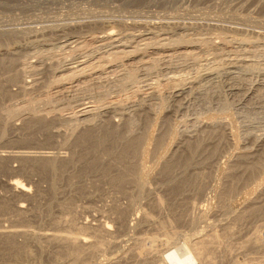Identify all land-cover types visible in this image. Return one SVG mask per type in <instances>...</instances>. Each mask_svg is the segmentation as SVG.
<instances>
[{"label": "rangeland", "instance_id": "obj_1", "mask_svg": "<svg viewBox=\"0 0 264 264\" xmlns=\"http://www.w3.org/2000/svg\"><path fill=\"white\" fill-rule=\"evenodd\" d=\"M221 49L264 73V0H0V264H155V250L185 242L205 247L206 264H264L263 111L242 113L245 92L225 91L224 111L169 97L226 65L212 61ZM259 71L253 98L264 94ZM88 97L95 110L79 112ZM132 101V112L101 108ZM107 130L120 136L85 139ZM38 150L56 174L32 165ZM12 177L27 195L13 194ZM4 233L29 256L15 258Z\"/></svg>", "mask_w": 264, "mask_h": 264}, {"label": "bare ground", "instance_id": "obj_2", "mask_svg": "<svg viewBox=\"0 0 264 264\" xmlns=\"http://www.w3.org/2000/svg\"><path fill=\"white\" fill-rule=\"evenodd\" d=\"M243 2H245V1H243ZM242 2V3H243ZM247 2V1H246ZM255 2V1H254ZM248 3V2H247ZM250 3H252L251 1H250ZM256 3V2H255ZM254 3V4H255ZM259 3V2H258ZM244 4V3H243ZM246 4V3H245ZM249 4V3H248ZM239 5V4H238ZM241 5V4H240ZM260 5V4H259ZM248 6V5H247ZM240 7V6H239ZM243 7H245V6H243ZM254 7H255V5H254ZM257 7V6H256ZM246 8V7H245ZM244 8V9H245ZM253 8V7H252ZM249 10V9H248ZM251 10H253V9H251ZM227 12V11H226ZM240 16V15H239ZM242 18V17H241ZM240 18V19H241ZM140 30V29H139ZM115 30H113V28H108V30H107V36H112L113 35V33H116V32H114ZM192 42V41H191ZM223 49H221V51L220 50H216V51H214V52H212V61H214L215 59L217 60L218 59V57H220V56H223V58L226 60V65H221V66H224V67H219V68H213V69H206V70H204V71H202L198 76H195V77H193V78H190V79H188L184 84H177V85H174L173 87H171L170 88V91H169V97L171 96V97H173V99H177L178 100V98H183V96H187V97H190L191 99H193V100H198V101H200V102H202V103H205V105L207 104V103H210V102H215V103H217V105H219V107H221L222 109H223V111H224V109L225 108H228L229 107V103H230V99L229 98H226L228 95H229V93H230V95H232V97L236 100V98H238L240 101H241V99L243 98H241V95H242V93L243 92H245L244 93V98H245V100H243L242 99V106L239 104V101H238V106H241L242 108V113H244V111H245V113H252V112H255V113H259L260 111H263L262 113H264V94L263 95H261V96H259V97H256V96H254L255 98H258V99H256L255 100V98H253V93L254 92H256L255 91V89H256V86H255V82L253 83V82H251L250 81V83L252 84H254V86H250V87H247L248 85L247 84H250V83H248V80H250V78L249 77H251V75H255V74H253L254 72H256V71H259L258 70V67H255V65L254 64H252V63H249V61H248V59L246 58V55L244 56V54H241V53H236L235 51L234 52H232L231 50L230 51H222ZM236 50V49H235ZM246 54V53H245ZM210 55V54H209ZM211 57V56H210ZM222 58V59H223ZM205 60H209L210 58L209 57H207V56H205V58H204ZM211 60V59H210ZM220 60H221V57H220ZM179 61V60H178ZM165 64V63H164ZM163 65V64H162ZM177 65V64H176ZM186 65H188V64H186ZM161 66V65H160ZM162 67V66H161ZM161 67H160V69H161ZM174 68V66L172 65V64H170V66H167V65H164V67L162 68V70H169L170 68ZM70 69V68H69ZM260 69V68H259ZM176 70V69H175ZM263 70H264V67H263ZM262 70V71H263ZM168 72V71H167ZM260 72V71H259ZM262 72H260V74H261ZM222 74H224L225 75V79L223 80L221 77V80L222 81H218V79H217V77L218 76H222ZM259 74V73H258ZM263 75H264V73H262ZM146 75V74H145ZM147 76V75H146ZM194 76V75H193ZM257 76V75H256ZM261 76V75H260ZM191 77V76H190ZM254 77V76H253ZM259 77V76H258ZM263 77V76H262ZM146 78V77H145ZM257 78V77H256ZM261 78V77H260ZM264 78V77H263ZM255 80H257V79H255ZM263 80V79H262ZM176 81V80H175ZM252 81H253V79H252ZM257 83V82H256ZM259 83V82H258ZM172 85V84H171ZM247 85V86H246ZM260 85L262 86V87H264V80L262 81V83H260ZM115 87H123V84H122V82H119V83H116L115 84ZM157 87V86H156ZM257 87H259V85L257 86ZM152 89H154V88H152ZM246 89V90H245ZM262 89H264V88H262ZM257 90H259V89H257ZM228 93V95H226L225 93L226 92ZM124 92H125V90H124ZM259 92V91H258ZM258 92H257V94H258ZM152 93V92H151ZM166 93V92H165ZM255 94V93H254ZM259 94H260V92H259ZM152 96H154V95H152ZM81 97V96H80ZM80 97H79V99H80ZM83 97V96H82ZM87 97V96H86ZM91 97V96H90ZM156 98H157V96H155ZM170 97V98H171ZM76 98H78V96H76ZM92 98V97H91ZM152 98H154V97H152ZM158 98H160V96L158 97ZM252 98H253V100H252ZM79 99H74V100H76V101H79V103L77 102V103H75V106L76 107H78L79 109H78V111L80 110V111H86V112H88L87 110H91V109H94L95 110V107H96V105H95V101L96 100H92V99H89V97H88V101H83V100H81L82 102H80V100ZM82 99V98H81ZM232 99V98H231ZM176 100V101H177ZM145 101H148V100H145ZM150 101H151V99H150ZM171 101V100H170ZM175 101V100H174ZM234 101V100H233ZM237 101H235L234 103H236ZM252 101H255V102H252ZM134 102H136V101H132L130 104H127V107H124V108H121V107H117V106H114L112 103H110V104H107V105H104V106H102L101 108H102V110H104V111H114V110H125V111H131V110H137V109H139V108H135L134 109V107L137 105H140V104H138L137 102L136 103H134ZM149 102V101H148ZM142 103V102H141ZM212 103V104H213ZM146 104V103H145ZM142 105V104H141ZM144 105V104H143ZM132 106H134L133 108H131ZM136 106V107H137ZM99 108V107H98ZM141 108V107H140ZM98 110V109H97ZM99 110H100V108H99ZM118 110V111H119ZM220 110V109H219ZM244 110V111H243ZM77 111V112H78ZM79 111V112H80ZM141 111V110H140ZM229 111V110H228ZM132 112V111H131ZM90 113V112H89ZM88 113V114H89ZM99 113H100V111H99ZM109 113V112H108ZM121 113V112H120ZM244 113V114H245ZM261 113V112H260ZM103 114V113H102ZM110 114V113H109ZM123 114V113H122ZM84 115V114H83ZM82 120H88L87 119V117H84V118H82ZM84 122V121H83ZM204 123V122H203ZM29 124H31V123H29ZM45 124V123H44ZM48 124V123H47ZM129 124V123H128ZM249 124V123H248ZM253 124H255V123H253ZM260 124V123H259ZM258 124V125H259ZM28 125V124H27ZM36 125V124H35ZM261 125H263V124H261ZM44 126V125H43ZM45 126H47V125H45ZM251 126V125H250ZM45 128V127H44ZM130 128V127H129ZM107 129V128H106ZM258 129V128H257ZM115 130V129H114ZM145 130V129H144ZM106 131V130H105ZM128 132V131H127ZM153 132V131H152ZM99 133V132H98ZM92 134V133H91ZM120 133H118V132H115V131H108L107 130V132H103V133H99V134H96V135H94V136H91L90 134H89V136H91V138L88 136V133H86V136H88V137H85V139L87 140V138H89L93 143H94V147H98L100 144H102V143H105L108 139H110V138H117L118 136H120L119 135ZM152 135V134H151ZM150 136V135H149ZM34 137V136H33ZM147 137V136H146ZM120 138V137H119ZM150 138V137H149ZM23 140H24V138H22ZM26 139H27V137H26ZM83 139V138H82ZM84 139V140H85ZM141 139V138H140ZM14 140H16V139H14ZM83 140V141H84ZM149 140V139H148ZM138 139H127V141H126V143H125V152L127 153V156L128 155H131V156H134L135 155V153H136V150L138 149L137 147H139L138 146ZM19 142H21V141H19ZM24 142V141H23ZM27 142H29V140L27 141ZM31 143V142H30ZM85 144V143H84ZM91 146V145H90ZM100 147V146H99ZM146 148H147V146H146ZM14 150V149H13ZM101 150V149H100ZM103 150V153L104 152H107V154H108V152H109V150L105 147V148H103L102 149ZM139 150V149H138ZM147 150V149H146ZM0 151H2V150H0ZM21 151V150H20ZM19 151V152H20ZM27 151V150H26ZM40 151H43V150H40ZM39 150H38V155H39V152H40ZM45 151V150H44ZM43 151V154H41L42 155V157H40V159L39 158H37V160H36V162H34V163H36V164H32V165H35V167H37L38 169H41V170H45V171H47V170H49L50 169V171H52L53 170V172L52 173H54V172H57V169L59 168V165H57V161L54 159V156H53V158L52 159H50L49 158V156L51 155L50 154V152H44ZM47 151V150H46ZM18 152V151H17ZM18 152V154H20ZM28 152V151H27ZM27 152L26 153H24V155L25 154H27ZM35 152V151H34ZM37 152V151H36ZM97 152V151H96ZM41 153V152H40ZM53 153V152H52ZM112 153V152H111ZM120 153V152H119ZM122 153V152H121ZM144 153H146V152H144ZM3 155H4V152L2 153ZM13 154V156H14V154H16L15 153V151L12 153ZM21 154H23V150H22V153ZM50 154V155H49ZM59 154V153H58ZM104 154H106V153H104ZM114 154V153H113ZM1 155V154H0ZM55 155V154H54ZM23 156V155H22ZM56 156H57V154H56ZM55 156V157H56ZM99 156V155H98ZM16 157H17V155H16ZM21 157V156H20ZM104 157V156H103ZM121 157V156H120ZM118 158V157H116L117 158V160L119 161H121L122 162V160L123 159H121V158ZM98 159H99V157H97ZM96 158V159H97ZM95 159V158H94ZM95 159V160H96ZM101 159V158H100ZM34 160V159H33ZM32 160V161H33ZM104 161V160H103ZM102 160H100V162H103ZM125 161V160H124ZM27 162V161H26ZM99 162V161H98ZM1 166V165H0ZM23 166V165H22ZM61 166V165H60ZM5 167V166H4ZM26 167V166H25ZM28 167V166H27ZM26 167V168H27ZM147 167V166H146ZM170 167V166H169ZM24 168V167H23ZM31 168V167H30ZM99 168V167H98ZM105 168V167H104ZM108 168V167H107ZM125 168V167H124ZM135 166H133V165H131V166H129V167H127L126 168V174H127V176H128V179H129V176L130 175H132V174H134L135 173ZM166 168H167V166H166ZM29 169V168H28ZM103 169V168H102ZM144 169H145V167H144ZM169 169V168H168ZM168 169H166L167 171H168ZM31 170V169H30ZM104 170V172H105V169H103ZM145 170H147V169H145ZM170 170V169H169ZM27 171V170H26ZM25 171V172H26ZM151 171V170H150ZM61 172V171H60ZM139 172V171H138ZM145 172H147V171H145ZM29 173V172H28ZM54 174H56V173H54ZM53 174V175H54ZM124 174V173H123ZM145 174V173H144ZM124 177V176H123ZM126 177V176H125ZM145 177V176H144ZM47 178V177H46ZM51 178V177H50ZM10 180H8V179H6V180H8L9 182H8V187L11 189V190H13V194H15V195H27V192L29 191V189L30 188H28V185L24 182V181H22L20 178H9ZM141 179H142V177H141ZM146 179V178H145ZM140 180V179H139ZM144 181V180H143ZM141 182V181H140ZM144 184V183H143ZM7 187V188H8ZM20 197H22V196H20ZM157 197H158V195H157ZM24 198V197H23ZM7 202V201H6ZM136 204V203H135ZM19 206V205H18ZM23 204L22 205H20L19 206V208H21V209H23ZM9 207V206H8ZM21 209H20V211L19 212H21ZM140 209V208H139ZM22 211H24V210H22ZM132 213V212H131ZM144 213V212H143ZM145 214V213H144ZM132 215H133V213H132ZM132 215L129 217V216H126V217H128L129 218V220H130V218L132 217ZM149 216V215H148ZM17 218V217H16ZM126 219V218H125ZM123 222H125V221H123ZM127 222V221H126ZM126 222H125V224H126ZM128 223V222H127ZM101 224V223H100ZM106 224V223H105ZM124 224V225H125ZM104 225V224H103ZM127 225V224H126ZM101 226H102V224H101ZM103 227V226H102ZM104 227H106L107 229H110L109 227H110V225L107 223L106 224V226L104 225ZM114 228V227H113ZM26 230V229H25ZM130 231V230H129ZM27 232V231H26ZM7 233V232H6ZM6 233H4V235L5 236H2V237H6L5 238V243H6V248L8 249V250H10L11 251V254H13V256L15 257V258H18L19 260L20 259H23L24 257H28L29 256V252H28V249H29V247L27 248V247H25V246H17V245H15V239H14V236H15V234H14V236L13 235H9V233H8V235L6 236ZM10 234H12V233H10ZM1 235H2V233L0 234V237H1ZM53 235V234H52ZM12 236H13V238H12ZM129 237V236H128ZM14 239V240H13ZM35 239V238H34ZM85 239V238H84ZM1 240H4V238H1L0 239V241ZM125 240V239H124ZM166 240V239H165ZM169 240V239H168ZM119 241V240H118ZM173 241V240H172ZM185 241V240H184ZM3 242V241H2ZM3 242V243H4ZM28 242V241H27ZM82 242V241H81ZM170 242V241H169ZM35 243V242H34ZM76 243V242H75ZM163 243V242H162ZM166 243V242H165ZM171 243V242H170ZM37 244V243H36ZM41 244V243H40ZM98 244V243H97ZM162 245V244H161ZM165 245V244H164ZM163 245V246H164ZM30 246V245H29ZM94 246V245H93ZM101 246V245H100ZM163 246H162V249H157V250H155L154 251V253H153V256H154V258H155V260H156V262H158V264H188V262L189 261H191L193 258L195 259V261H196V264H206L205 263V260H207V258H204V248L205 247H203V245L202 246H197V247H194V246H190L189 244H187L186 242L185 243H183V245H181V246H172L171 244H168V243H166V246L163 248ZM159 247V246H158ZM27 248V249H26ZM81 248V247H80ZM86 248H88V247H86ZM32 249V248H31ZM63 249V248H62ZM91 249H92V247H91ZM82 250V249H81ZM85 250V249H84ZM90 250V249H89ZM29 251H30V249H29ZM76 251V250H75ZM76 252H78V250L76 251ZM76 252L74 253V254H76ZM80 252V251H79ZM124 252V251H123ZM151 252H153V251H151ZM150 252V253H151ZM71 254V253H70ZM79 254L80 253H77L76 255H77V257L79 256ZM84 254V253H83ZM113 255V254H112ZM34 256V255H33ZM115 259V258H114ZM116 261V260H115ZM155 262V261H154ZM155 262V264H157ZM207 262V261H206Z\"/></svg>", "mask_w": 264, "mask_h": 264}, {"label": "clouds", "instance_id": "obj_3", "mask_svg": "<svg viewBox=\"0 0 264 264\" xmlns=\"http://www.w3.org/2000/svg\"><path fill=\"white\" fill-rule=\"evenodd\" d=\"M188 264H196L195 259L193 258L191 261L188 262Z\"/></svg>", "mask_w": 264, "mask_h": 264}]
</instances>
